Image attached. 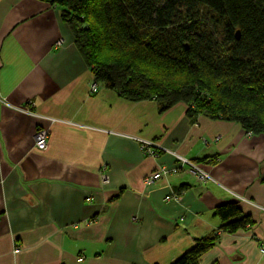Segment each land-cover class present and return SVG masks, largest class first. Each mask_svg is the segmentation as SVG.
<instances>
[{
	"label": "crops",
	"instance_id": "obj_1",
	"mask_svg": "<svg viewBox=\"0 0 264 264\" xmlns=\"http://www.w3.org/2000/svg\"><path fill=\"white\" fill-rule=\"evenodd\" d=\"M0 97V264H172L205 237L215 243L199 264H264V133L96 81L50 0H0ZM40 126L46 150L35 146ZM142 139L211 178L180 170L146 186L178 163L144 153ZM229 202L252 223L224 231L215 211Z\"/></svg>",
	"mask_w": 264,
	"mask_h": 264
},
{
	"label": "trees",
	"instance_id": "obj_2",
	"mask_svg": "<svg viewBox=\"0 0 264 264\" xmlns=\"http://www.w3.org/2000/svg\"><path fill=\"white\" fill-rule=\"evenodd\" d=\"M96 81L133 101L178 102L264 133V0H50ZM224 231L252 223L239 202L216 208ZM215 237L172 264H199Z\"/></svg>",
	"mask_w": 264,
	"mask_h": 264
},
{
	"label": "built area",
	"instance_id": "obj_3",
	"mask_svg": "<svg viewBox=\"0 0 264 264\" xmlns=\"http://www.w3.org/2000/svg\"><path fill=\"white\" fill-rule=\"evenodd\" d=\"M59 44L62 43V41L58 42ZM92 91L97 90V85L93 84L92 85ZM1 100V97H0ZM22 110L26 112H31L30 109L27 107H22ZM49 138H50V132L43 128V127H38L36 134H35V146L39 150H46L49 146ZM205 142L207 140L205 139ZM141 149L144 153L150 154L153 156H158L160 149L164 150L165 152L171 154L175 159L177 160V165H170V164H163L158 167L155 171L152 173L146 175L144 179V183L146 186H152L155 183H157L161 179H166L168 178L172 173H176L180 170H185L188 173H191L195 175L199 180L205 181L211 178L210 174L208 171L204 168L203 164L200 162H195L187 157H184L174 150L170 148H166L163 145H161L158 142L150 141V140H141ZM103 181L107 182L108 181V176L103 174ZM166 198L168 200H177L179 196L177 194H171L167 195ZM237 200H244L245 197L236 195ZM259 249L262 254H264V239L259 241ZM20 251V246L16 243L14 252L17 253ZM83 258L81 257L79 260H82Z\"/></svg>",
	"mask_w": 264,
	"mask_h": 264
}]
</instances>
